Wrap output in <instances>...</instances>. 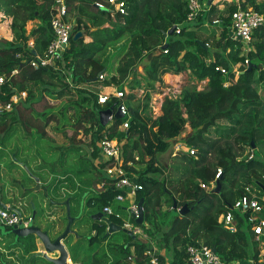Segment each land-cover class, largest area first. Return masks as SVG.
<instances>
[{"label": "trees", "instance_id": "trees-1", "mask_svg": "<svg viewBox=\"0 0 264 264\" xmlns=\"http://www.w3.org/2000/svg\"><path fill=\"white\" fill-rule=\"evenodd\" d=\"M121 1L126 14L112 16L108 0H65L72 23L69 46L53 65L33 70L25 62L35 55H43L55 36L50 25L54 0H0V13L11 19L12 34L11 41L0 40V75L8 78L0 87V103L7 104L13 96L25 93L10 112L0 114V144L3 145L4 138L17 127L28 136L34 132L46 138V127L51 122L63 121L64 114L70 110V119L75 123L54 127V131L68 140V146H56L55 151H59L62 158L78 154L83 148L74 144L77 136L88 138L89 151L78 155L76 172L63 179L67 184L74 176L92 173V179L85 177L79 181L91 189L76 194L85 196L93 190L90 192H94L95 197L88 200L87 205L98 202L102 211L111 205L117 194L104 172L109 163L97 162L98 142L106 135L120 148V166L138 177L142 190L137 193V201L143 199L144 213L141 226L151 243L166 251L165 255L156 252L161 263L187 264L186 245L198 243L215 250L225 263L251 261L257 264L259 243L251 233L249 214L233 212L234 233L225 229L218 219L246 194V187L257 191V197L264 188V160L256 154L249 161L237 160L244 148L264 145V98H260L264 86V26L253 32L252 49L242 55V44L229 36L231 14L236 10L233 3H226L224 9L218 10L214 0L195 21L187 22L185 0ZM247 5L264 15V2L244 0L242 7ZM214 19L221 24L213 25ZM27 21L36 22L29 33L25 29ZM206 23L219 28L217 40L211 42L205 36L204 29L211 26ZM172 27H175L172 35L165 36ZM78 32L82 33V38L73 41ZM125 33L129 34L130 41L115 74L99 81L98 75L106 70L98 56ZM83 37L90 38L91 42L85 43ZM30 39L32 48L27 47ZM164 45L166 48L162 49ZM146 59L144 74L137 79L135 68ZM245 60L253 65L249 72H245ZM235 64L241 65L236 79L232 71ZM217 67H222L226 74L215 71ZM13 71L16 74H12ZM184 72L198 82L207 80L206 87L200 91L196 85L183 87L176 97L162 100L160 114L151 115V94L158 93L162 77ZM226 80L232 83L224 87ZM127 82H130L129 93H124L121 100L110 96L107 107L123 103L128 114L102 127L97 115L100 108L96 104L99 87L115 86L124 92ZM140 83H143V94L141 99H136L133 90L140 89ZM63 100L66 104L54 113L55 104L50 101ZM127 120L129 127L122 131L119 127ZM218 122L226 125H218ZM186 125L191 134L184 143L194 155L175 152L171 164L165 167L158 157L167 152L171 141L181 135ZM67 128L71 129V135H67ZM212 134L217 137L209 138ZM218 169L221 176L215 179ZM217 181L218 193L214 192ZM212 182L213 189L200 187V184L210 187ZM100 183L108 186L97 193L96 186ZM174 202L176 209H173ZM184 205L187 211L179 215L177 209ZM172 211L178 215L170 218ZM108 219L114 222L115 218ZM97 228L93 227L96 235L88 239L89 246L104 230ZM250 238L253 244L249 248ZM127 239L121 245L108 244L107 253L101 256L96 251L84 254L82 262L146 264L145 250L151 244L138 240L132 243L130 237ZM81 244L78 250L82 249Z\"/></svg>", "mask_w": 264, "mask_h": 264}, {"label": "rangeland", "instance_id": "rangeland-1", "mask_svg": "<svg viewBox=\"0 0 264 264\" xmlns=\"http://www.w3.org/2000/svg\"><path fill=\"white\" fill-rule=\"evenodd\" d=\"M2 16L3 15H1V13H0V24L5 20H7V22L10 24L11 19L9 17L3 18ZM206 24H210V23H206ZM31 27H32V23L27 21L26 30L30 31ZM218 30H219V28L217 26L211 25L207 29H204L205 36L209 37L211 42L214 40H217ZM205 36H200V38L205 39ZM1 39H5V38L3 36H0V40ZM84 40H85V42H89L88 37H85ZM129 40H130L129 34L125 33L116 41L111 42L109 44V47H111V50H113L112 47H115L116 45H121V50L123 52L125 49V46L127 45ZM114 51H115V49H114ZM119 56H120V54L117 50L115 52H111V51L109 52L108 49L105 50L104 54L101 56L102 57L101 65L105 68L106 72L111 74L114 71L115 62H116V65H118L117 59L119 58ZM138 68L136 69V72H137ZM172 76L173 75L170 73L164 75V82H163L162 86L159 88L158 93L156 95H152L151 100H150L151 115L155 116V115L160 114V105L162 103V100L165 97L174 98L179 94L180 90L183 87L195 85V84H193L194 79L192 78V76L188 72L182 73L177 78H173ZM107 79H108V77H107ZM196 87L198 88L197 90H199V88H201V87H199L198 84L196 85ZM103 88L104 87H101V89H103ZM260 96L262 98H264V89H262ZM51 103L55 104L53 111H54V113H56L57 110H59L62 106H64L66 104V100H63L61 102L50 101V104ZM71 115H72V113L70 110L66 111V113L64 114L63 121H58V123L57 122H53V123L51 122L45 129V131L47 133V136H45L46 138H41L38 135H36L34 132H32L30 136H28L23 132V130L20 127L15 128L11 133H9V135H7V137L4 138L3 145L0 144V146H1V148H0V154H1L0 155V170L2 173V176L0 174V187H3L5 190V195H4V190L2 189V197L4 198V200H6V202H8V204H10L9 207H11V208L18 207L20 210H22L21 212L24 215H22L20 223L27 221V218H28L27 215H32L34 217V219L36 218V214L33 213V211L31 209H26L24 207L17 205V204H20L22 202L24 205L31 197H33V198L39 197V199L42 201H45L47 199V197H49L50 201H51V199L57 200V201L61 200L62 202L67 200L69 202V207H70V204H72L71 205L72 208L70 207V209H71L70 214H71V216L73 214L76 216V217L74 216V220H75L74 226H75L76 231H77L76 236L78 238L80 237V239L77 240L74 244H72L71 243L72 237L71 238L69 237V240L67 237L65 242H64V245L66 247V250L68 251V255H70L72 258L73 264H85L84 262H82L85 259L84 254L90 255L93 253V251H96V252H98V255L101 256L104 254L105 244H106V246L108 244H116V243L123 244L125 241L128 240L127 239L128 236H127V234H125L123 232H115V233L110 234L107 238H103V236L106 233V227L105 228L99 227V226H102L103 224H101L100 222H96V221L91 219V215H92L91 213L93 211L100 209L99 203L96 202L95 205L89 204L88 207H86L87 208L86 213H84L82 215L81 213L79 214V210H80V212L83 211V207L85 206L84 205L85 197L81 196L80 194L79 195H70L69 193L63 192L60 190L62 187H64L63 189L66 188V190L68 191V189L72 188L71 185L73 184L76 187L77 193H79L80 190L86 191L85 186H84L85 184L83 182L81 183L79 181L81 179H84L85 177H87V180L92 179V173L87 172L82 177L74 176L75 181L71 180V181L67 182L68 186L66 184V186L61 185V186L57 187V184L63 182V179H65V177H70L69 176L70 173L76 172L77 165H78L77 164L78 155H83L85 152H87V150L89 151V146H88L89 140H88V138H86L84 135H81V134H79L77 136L76 140L74 141V144L76 146L83 148V150L81 152H79L78 154L74 153V154L67 155V157H65V158H62L60 155V152L55 151L56 146L67 147L68 146V140L64 139L62 134H60L57 130L54 131V129H55L54 127L57 125L60 128L62 127V125H65L68 127V126H71L72 124H74L75 121H72L70 119ZM81 128L82 127L80 126V129ZM190 133H191V130L188 127H186L180 136L175 138L173 140V142L171 141L170 148L167 150V152L165 154L159 156V161L162 165H164L165 167H168L171 164L172 157L174 156L173 151L175 149H178L176 151L184 152V146L180 145V143L183 144L185 139L189 136ZM67 135H71V129L70 128H67ZM259 149H264V147H260ZM13 151L21 152V153L25 152L24 158L19 159L18 153H15V152H14V154L16 155L17 159L12 158L11 154ZM260 152H261V150H258V153H260ZM18 159L24 160V163H26L28 161L29 166L31 165V169H30L31 172L33 174L35 173L38 177H40L41 185H42V187H45V188L41 187L40 189L39 188L36 189L37 184L36 183L33 184V181L35 179L32 178L33 181H30V182H32V185H34L32 187V189L34 190V191H32L33 194H29V195L24 194L25 192H22L21 188L19 190H18V188L15 189V187L17 186L16 183L18 181H15L16 179L14 177V174L17 175V173H16L17 171L12 172L10 170V168L11 169L14 168L15 170L16 169L22 170L20 168L21 167L20 165L15 164L16 162H19ZM26 165H27V163H26ZM52 165H54V166H52ZM64 172H67V173L64 174ZM28 176H29V174H28ZM6 182L9 183V186L5 185ZM38 185H39V182H38ZM53 186L56 187V189L55 188L51 189ZM45 189H46L47 193L52 191V195L44 194ZM11 190H14V191H11ZM17 191L22 192V193H17ZM95 192H98L97 188H96ZM125 196H126V194H125ZM94 197H95V193H89V195L86 197V200L93 199ZM31 200H32V198L29 200V203ZM46 202H47V200H46ZM115 205H116V203H115ZM115 205H113V207ZM118 205L120 207H123L124 209H127L129 206V201L125 200V202L119 203ZM43 206L44 207L42 208V213L45 215V220H44L43 224H44L45 228L49 229V225L52 221L49 220V217H46L47 216L46 213H50L51 210L49 211V209L46 205H43ZM24 210H26V211H24ZM74 210H77V212L75 213ZM55 212H54V214H55ZM66 214H67V211H66ZM119 214H120V219H113L114 223H116L117 225H119L121 227L126 222L129 223L130 225H133L134 222L130 219V216H129V213L127 210H121ZM177 215L178 214L176 212L172 211L170 213V218L172 216L174 217ZM110 218H114V217H110ZM65 220L68 221L67 215H66ZM32 222H33V219H32ZM36 224L39 225L37 223V221L35 222V225ZM93 226L98 227L101 230H103V228H104V230L101 231V234L99 236H95L96 238L94 239L92 245L89 246L87 241H88V239H90V236L95 235L94 233L96 232V230H95L90 235V230L93 228ZM141 228L143 229L144 227L141 226ZM5 232L11 233L12 227H6V226L0 224V236L4 235ZM74 237H75V235H74ZM81 238H84V240H81ZM81 242H82V244H81ZM252 242L253 241L250 238L249 248L252 246V244H253ZM79 243L82 245L81 250H78V248H80ZM155 247H156L157 252L161 251V248L159 246H155ZM164 252H166V251L164 250ZM74 257L76 259H74ZM27 261H30V260L27 259ZM31 262H34L32 264H38V263L41 264V260H38L36 258H34ZM25 263L26 262H24V264Z\"/></svg>", "mask_w": 264, "mask_h": 264}, {"label": "built area", "instance_id": "built-area-1", "mask_svg": "<svg viewBox=\"0 0 264 264\" xmlns=\"http://www.w3.org/2000/svg\"><path fill=\"white\" fill-rule=\"evenodd\" d=\"M187 3L188 14L186 16L187 22H193L196 20L200 13L205 11L207 5L200 2V0H185ZM238 1V0H237ZM109 6L113 9V14L119 13L121 15L126 14L124 3L121 0H108ZM241 3L243 0H239L236 3V10L231 14L230 26H229V36L235 41H239L242 44V48L250 49V44L252 41L253 32L261 26H264V15L256 12L250 7L242 8ZM96 6L102 7L97 4ZM51 19L50 25L55 34L54 39L48 45L46 52L43 55H35L31 60L26 61L25 63L29 65L33 70H38L41 68H46L54 64L57 59L65 52L69 46V39L72 32V23L70 22V17L67 13V6L65 0H54L51 7ZM213 25L221 24V21L214 19L212 21ZM179 31L176 30V33ZM28 48H32V42L27 43ZM228 53V52H227ZM249 65L248 60L244 61V69ZM239 65L233 67V71L238 74L240 68ZM215 71L220 72L222 75H225L226 72L222 67L215 68ZM12 74H16V71H13ZM105 73L98 75L99 81L106 80ZM8 80L6 76L0 75V87ZM228 82L224 83V86H227ZM124 92L115 90L110 94H99L97 97L96 104L100 107L103 106L104 109H107V103L109 97L112 96L116 99H122ZM25 93L15 95L11 98L10 102L7 104L0 103V114L4 112H10L14 104H16L19 99H23ZM115 110H119L120 114L125 116L128 114L127 108L123 103H115ZM113 117L109 118V123H111ZM129 127V121H124L119 127L122 131H126ZM100 154L108 162V166L105 168L104 172L106 178L111 181L112 188L117 192L115 202L123 203L128 197L133 198L134 200L129 201V206L127 209L130 219L134 222L133 225L129 223H124L122 229L130 231L132 235L135 236V240L149 242L151 247L145 250V256L147 257L146 264H163L156 257V249L152 245L150 238L141 228V225H137L135 220L138 219L139 209L138 203L135 201L136 195L139 191L142 190L141 185L138 183V177L134 174L126 172L120 166V148L113 139H109L106 135L98 142ZM178 150V149H176ZM178 152V151H177ZM180 152V151H179ZM186 153L194 155L192 149H188ZM254 155L251 151L246 155L245 161L252 160ZM221 176V170L218 169L215 179H218ZM108 185L105 183H100L96 186L97 191H104ZM200 187L203 189H213L214 183H211L210 187L200 184ZM245 195L235 201L234 205L231 208V211L226 214L220 215L218 222L229 232H236V226L234 224V213L238 212L240 214H249L248 223L251 225V233L255 238V241L259 244L262 243L264 238V188L260 192V195L257 197V191L253 190L251 187L245 188ZM126 194V196H125ZM102 214L104 217H114L115 219H120V214L117 211H114L112 206H105L102 209ZM22 215L19 216L15 211L9 209L0 208V224L6 227H28L32 222V218L28 217L27 221L20 223ZM186 255H187V264H237L236 261L231 263H225L220 259V257L208 246L203 244H188L186 245ZM71 260H67V264H71ZM264 264V259L262 260Z\"/></svg>", "mask_w": 264, "mask_h": 264}, {"label": "crops", "instance_id": "crops-1", "mask_svg": "<svg viewBox=\"0 0 264 264\" xmlns=\"http://www.w3.org/2000/svg\"><path fill=\"white\" fill-rule=\"evenodd\" d=\"M255 1V3H263L264 2V0H254ZM239 2V0L237 1V0H215V4L217 5V7H218V10H222V9H224V4H226V3H233V4H235L236 5V3H238ZM243 2H244V0H243ZM242 4L243 3H241V6H242ZM246 7H249L248 5L247 6H245V7H242V8H246ZM251 8V7H250ZM2 15V14H1ZM3 18H5L4 16H2ZM30 22V21H29ZM32 23V27H31V29L33 28V26H34V24L36 23V22H31ZM105 27H108L107 25L105 26ZM25 29H26V27H25ZM30 29V30H31ZM26 32L27 33H29L30 31H27L26 30ZM0 36H3L5 39L4 40H7V41H11L12 40V34H11V31H10V28H9V23L7 22V20H5V21H3L1 24H0ZM84 39H85V37H83ZM89 39V42H91V39L90 38H88ZM130 41V40H129ZM129 41H128V43H127V45L125 46V49H124V51L122 52V50H121V45H116L115 47H112L113 48V50H111V47H109V44H108V46H106V48L104 49V51L98 56V59L101 61V59H102V55L104 54V52H105V50H109V52L111 51V52H115L116 50L119 52V54H120V56H119V58L117 59L118 61H119V59L124 55V53H125V51H126V48H127V46H128V44H129ZM28 42H32V45H33V40L32 39H30ZM27 42V43H28ZM84 42H85V40H84ZM89 42H85V43H89ZM114 49H115V51H114ZM252 49V46H250V49L248 50V48H242V55H246V53L248 52V51H250ZM227 52H229V51H227ZM107 53V52H106ZM149 58V57H148ZM148 59H146L145 61H144V63L143 64H141V65H139V66H137L136 68H135V72H136V69L138 68V70H137V72H136V78L137 79H140V76L139 75H143L144 74V64L146 63V61H147ZM209 61V60H208ZM236 66L237 65H239V64H235ZM234 65V66H235ZM233 66V67H234ZM116 67H117V65H116V62H115V65H114V71L111 73V74H109L108 72H106L105 73V76H107L108 78L109 77H111V76H113L114 74H115V69H116ZM233 67H232V71H233ZM241 67V66H240ZM240 69L241 68H239V70H238V74H239V71H240ZM245 70H246V68H245ZM233 73H234V76H235V79L237 78V75L238 74H236L234 71H233ZM179 75H181V74H179ZM179 75H173L172 77L173 78H177V77H179ZM106 80H108L107 78H106ZM130 81L132 80V78L130 77V79H129ZM162 80H163V82H164V76L162 77ZM225 82H228V85L227 86H229L230 85V83H232V80H226ZM128 84H130V82H127V83H125V85L126 86H124V88H123V91L125 92V94H127V93H129V87H127V85ZM193 84H195V85H199V87H201V88H199V91L200 90H203L205 87H206V85H207V80H204V81H200V82H198V81H196V80H194V82H193ZM143 83H140V89H135V90H133V93L136 95V99H141V96H142V94H143ZM134 86V84H131V87H133ZM227 86H224V87H227ZM156 88H158V84H156ZM93 89V88H92ZM198 89V88H197ZM262 89H264V86H262V88H261V90H260V95H261V91H262ZM115 90H117L118 91V88L117 87H115V86H111V87H104L103 89H101V87H99V89H98V94H110V93H113ZM181 91V90H180ZM180 93V92H179ZM140 95V96H139ZM152 95H156V94H151V97H152ZM140 97V98H139ZM260 98L261 99H263L261 96H260ZM162 104V103H161ZM151 107V106H150ZM100 108V110H103L104 108H103V106H100L99 107ZM160 110H161V105H160ZM218 125H226V123L225 122H218L217 123ZM186 127H188L189 128V126L188 125H186L185 126V128ZM190 129V128H189ZM191 130V129H190ZM211 132H212V130H211ZM191 134V133H190ZM189 134V135H190ZM210 137L209 138H213L214 139V137H217V136H215L214 134H212V135H209ZM180 145H183L184 146V152L186 153V151L188 150V148H186V145L183 143H180ZM260 147H264L263 145H260V146H258L257 148H255L254 146L250 149H248L247 147L246 148H244L243 149V152L241 153L242 155H239L238 157H237V160L238 161H245V159H246V155L249 153V151H251L252 153H253V155H259V157L262 159V160H264V149H259ZM258 150H261V152L260 153H258ZM14 152L15 151H13L12 152V154H11V157L12 158H16V155L14 154ZM175 152H177L176 151V149L173 151V154H175ZM179 152V151H178ZM182 152V151H181ZM15 153H18V158L19 159H21V158H24V155H25V152H23V153H21V152H15ZM160 156V155H159ZM17 159V158H16ZM18 159V161L19 162H16L15 164H18V165H20L19 167L22 169V170H19V169H14V168H10V170L12 171V172H15V171H17L16 173H17V175L16 174H14V177H15V181H18L17 183H16V187H15V189H17L18 188V190L21 188L22 189V192H25L24 194H27V195H29V194H33V192L32 191H34L33 189H32V187L34 186V185H32V182H30V181H33V179L34 178H36V179H38V182H39V185H38V187H39V189L42 187V185H41V179H40V177H38L35 173V175L31 172V165L29 166V164H28V161L26 162L27 163V165H26V163H24V160H19ZM158 160H159V157H158ZM97 162H99V163H105L106 162V159L103 157V155H101L100 154V151L98 152V158H97ZM160 162V161H159ZM20 163H22V164H20ZM22 165L23 166H25L26 167V169L25 168H23L22 167ZM22 171V172H21ZM0 174H1V176H2V173H1V170H0ZM28 174H29V176H28ZM32 174V175H31ZM33 178V179H32ZM73 181H75V178H73ZM38 182H36L35 180L33 181V184H38ZM5 185H8L9 186V183H5ZM61 185H65L66 186V182L64 181V182H61V183H59V184H57V187L58 186H61ZM72 186V188H70V189H68V191L66 190V188L65 189H63L64 187H62L60 190L61 191H63V192H67V193H69L70 195H76L77 194V191H76V187H75V185H71ZM42 188H45V187H42ZM53 188H55L56 189V187H52L51 189H53ZM2 189L4 190V188L3 187H0V197H1V202L2 203H4L5 205H7V206H9L10 204H8V202H6V200H4V198L2 197ZM85 189H87V190H89V189H91V188H89V187H86L85 186ZM11 191H14V190H11ZM50 191V190H49ZM91 191H93V190H91ZM22 192H19V191H17V193H22ZM16 193V194H17ZM89 193H94V192H90L89 191ZM89 193L87 192L86 194H85V201H84V207H83V212H82V214H84V213H86V211H87V208L86 207H88V200H86V197L89 195ZM98 193V192H97ZM44 194H49V195H52V191H50V192H48L47 193V191H46V189L44 190ZM4 195H5V190H4ZM54 195V194H53ZM7 196V195H6ZM56 197V196H55ZM32 198V200L30 201V203H29V200ZM24 205H23V202L21 203L22 205H20V204H17V205H19V206H21V207H24V208H26V209H31L32 211H33V213H35L36 214V218L34 219V217L32 216V215H27L28 217H30V218H33V223H34V225H35V222L37 221V223L39 224V225H35V226H37V227H39L42 231H44V232H48L49 234H50V237H52V238H55V237H57V236H59L63 231H64V229H65V226H66V224H67V221L65 220L66 219V208H65V206L64 205H62L61 203H63L61 200H59V201H57V200H53V199H51V201L49 200V197H47V202H46V200L45 201H42V200H40L39 199V197H31ZM132 200H134L133 198H131V197H128V199L126 200V201H132ZM135 201H137V195H136V198H135ZM115 201L114 200H111V205H112V208H113V210L114 211H117V212H119L120 213V211L121 210H124V208L122 207V209H120V206L118 205L119 203L118 202H115L116 203V205H115V203H114ZM114 203V204H113ZM137 203H138V201H137ZM27 205V206H26ZM33 205V206H32ZM43 205H46L47 207H48V209H49V211H50V213H46L47 214V216L46 217H49V220H51L52 222L50 223V225H49V229H47V228H45L44 227V220H45V215L42 213V208L44 207ZM72 204H70V207L72 208V206H71ZM113 205H115L114 207H113ZM20 210V209H19ZM71 210V209H70ZM78 210V209H77ZM77 210H74L75 211V213L77 212ZM180 209H177V213H178V211H179ZM22 210H20V212H21ZM24 211H26V210H24ZM56 211V212H55ZM54 212H55V214H54ZM94 212V211H93ZM93 212L91 213L92 215H93ZM79 214H80V210H79ZM21 215H24L22 212H21ZM74 214L72 215V217L74 218ZM76 217V216H75ZM104 218H106V217H104ZM106 219H108V218H106ZM101 223V222H100ZM112 223H114V222H112ZM74 224H75V220L73 221V224H72V226H71V229H72V231L75 233V234H77L76 232V228H75V226H74ZM102 224V223H101ZM114 224H116V223H114ZM94 227V226H93ZM93 228L90 230V235L93 233ZM95 234V233H94ZM69 237L71 238L72 237V239H71V243L72 244H74L77 240H79L80 239V237L77 239L76 237H74V235L73 234H71V235H69L68 236V240H69ZM81 240H84V238H81ZM17 241V242H16ZM254 241H255V238H254ZM126 242V241H125ZM124 242V243H125ZM256 242V241H255ZM123 243V244H124ZM116 244H118V243H116ZM119 245H121V244H119ZM153 246H154V248L156 249V247H155V245L154 244H152ZM157 246V245H156ZM258 249H259V260H258V263L257 264H262V260L264 259V244L263 243H260L259 244V247H258ZM157 251V250H156ZM161 251H162V249H161ZM161 251H159L158 253L159 254H161V255H165L166 254V252H164V250L161 252ZM38 252H43V247L40 245V243H39V241L36 239V237H33V236H31V237H28V238H26V239H15L14 238V235H12V233H9V232H5V234L4 235H1L0 236V264H24V262H26L27 264H32V263H34V262H31L33 259H31L30 257H31V255H33L34 253H38ZM104 252L105 253H107V247H106V244H105V247H104ZM48 257H50V258H56L57 257V255L56 254H48ZM71 261V264H73V262H72V259H71V256L69 255V257H68ZM27 259L28 260H30V261H27ZM36 259H38V260H41V264H49L47 261H45L43 258H36ZM166 261H167V257H166ZM25 263V264H26ZM237 264H252L251 263V261H249V262H236ZM38 264H40V263H38ZM165 264H167V262L165 263Z\"/></svg>", "mask_w": 264, "mask_h": 264}, {"label": "water", "instance_id": "water-1", "mask_svg": "<svg viewBox=\"0 0 264 264\" xmlns=\"http://www.w3.org/2000/svg\"><path fill=\"white\" fill-rule=\"evenodd\" d=\"M213 1L214 0H207V2H206L207 6H210L213 3ZM174 30H175V27H172L165 34V36L172 35ZM79 38H82L81 32H78L73 36V41H76ZM165 48H166V45H164L162 47V49H165ZM252 68H253V65H248L245 72L251 71ZM115 106H116V104L110 106L108 109L98 111V113H97L98 121L102 127H105L106 125L109 124V118L111 116L113 117V119H116V120L124 118V116L120 114L118 109L114 111ZM252 145H253V143H252ZM22 167L26 169L25 166L22 165ZM34 179L36 182H38V180L36 178H34ZM38 188L39 187L37 184L36 189H38ZM214 192H216V193L219 192L218 181L216 182V187L214 188ZM61 204L66 207V211H67L66 215H67L68 221H67V224L65 226L64 231L59 236H57L55 238L50 237V234L48 233L49 231L48 232L42 231L39 227L35 226L33 222L30 223L28 225V227H26V228L21 227V226H16V227L12 228L11 233H12V235H14L15 239H17V238L18 239L19 238L20 239H26L28 237L33 236V237H36V239L39 241L40 245L43 247V252L34 253L33 255H31V257H30L31 259L43 258L49 264H67L66 261L69 259L68 258L69 255H68V251L66 250V247L64 245V242H65L66 238L71 234L75 235V237L77 239H78V237L76 236V234L71 229L74 218H72V216L70 214L69 202L66 200ZM20 205H22V204L20 203ZM137 205H138V209H139V216H138V219L135 220V223L137 225H142L143 221H144V213H143V207H142L143 206V199H140L138 201ZM0 208L1 209H7V205H5L4 203L1 202V197H0ZM186 208H187L186 205H184L178 211V214L183 215L187 211ZM9 209L15 211L19 216H21V212H20L18 207H16V208L9 207ZM173 209H176V203L175 202L173 203ZM82 212H80V213L82 214ZM91 219L96 221V222H101L106 226V233L103 236V238H107L110 234L115 233V232H123V233L127 234L128 237L131 238L132 243L136 239L135 236L132 235V233L130 231L122 229L121 226L112 223L109 219L104 218V216L101 212H97V213L93 214L91 216ZM95 235H96V233H95ZM213 251L215 252V250H213ZM48 254H56L57 257L56 258H50V257H48Z\"/></svg>", "mask_w": 264, "mask_h": 264}, {"label": "flooded vegetation", "instance_id": "flooded-vegetation-1", "mask_svg": "<svg viewBox=\"0 0 264 264\" xmlns=\"http://www.w3.org/2000/svg\"><path fill=\"white\" fill-rule=\"evenodd\" d=\"M97 212H101L100 210H96L93 212V214L97 213ZM102 213V212H101ZM92 216V215H91ZM103 224V223H102Z\"/></svg>", "mask_w": 264, "mask_h": 264}, {"label": "clouds", "instance_id": "clouds-1", "mask_svg": "<svg viewBox=\"0 0 264 264\" xmlns=\"http://www.w3.org/2000/svg\"><path fill=\"white\" fill-rule=\"evenodd\" d=\"M206 5H207V4H206ZM108 108H109V107H108ZM108 108H107V109H108ZM103 110H105V109H103ZM99 111H100V110H99Z\"/></svg>", "mask_w": 264, "mask_h": 264}]
</instances>
